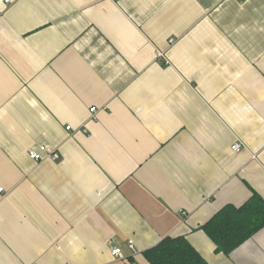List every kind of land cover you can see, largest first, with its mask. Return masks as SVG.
Instances as JSON below:
<instances>
[{
	"label": "crops",
	"instance_id": "crops-1",
	"mask_svg": "<svg viewBox=\"0 0 264 264\" xmlns=\"http://www.w3.org/2000/svg\"><path fill=\"white\" fill-rule=\"evenodd\" d=\"M0 188V264H264L199 228L264 198V0H0Z\"/></svg>",
	"mask_w": 264,
	"mask_h": 264
},
{
	"label": "trees",
	"instance_id": "trees-1",
	"mask_svg": "<svg viewBox=\"0 0 264 264\" xmlns=\"http://www.w3.org/2000/svg\"><path fill=\"white\" fill-rule=\"evenodd\" d=\"M263 227L264 198L256 192L240 206L225 204L199 226L225 255ZM142 254L149 264H208L184 236L165 237Z\"/></svg>",
	"mask_w": 264,
	"mask_h": 264
},
{
	"label": "built area",
	"instance_id": "built-area-1",
	"mask_svg": "<svg viewBox=\"0 0 264 264\" xmlns=\"http://www.w3.org/2000/svg\"><path fill=\"white\" fill-rule=\"evenodd\" d=\"M156 57L159 58L160 60H165L164 54L159 50H156ZM93 111H94V107L90 108V112H93ZM66 129L69 130L70 126H66ZM241 147H242L241 143L238 141H235L232 144L231 149L233 151H239ZM27 155L31 160L36 161V162L41 161L44 158L57 159L59 157L58 152L54 148L48 147L47 145H43V144L28 149ZM0 191H1V188H0ZM112 255L115 257L121 256L120 249L114 248L112 250Z\"/></svg>",
	"mask_w": 264,
	"mask_h": 264
}]
</instances>
